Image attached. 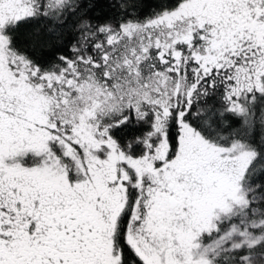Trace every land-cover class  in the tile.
Segmentation results:
<instances>
[{
  "label": "snow or ice",
  "instance_id": "6c2138e0",
  "mask_svg": "<svg viewBox=\"0 0 264 264\" xmlns=\"http://www.w3.org/2000/svg\"><path fill=\"white\" fill-rule=\"evenodd\" d=\"M0 264H264V0H0Z\"/></svg>",
  "mask_w": 264,
  "mask_h": 264
}]
</instances>
